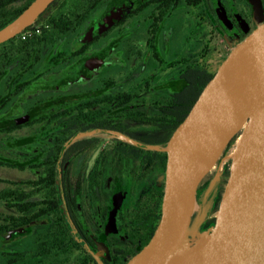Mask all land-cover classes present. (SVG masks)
Returning <instances> with one entry per match:
<instances>
[{
	"label": "flooded vegetation",
	"instance_id": "flooded-vegetation-1",
	"mask_svg": "<svg viewBox=\"0 0 264 264\" xmlns=\"http://www.w3.org/2000/svg\"><path fill=\"white\" fill-rule=\"evenodd\" d=\"M262 21L264 0H55L0 43V264L138 253L163 209L164 148Z\"/></svg>",
	"mask_w": 264,
	"mask_h": 264
},
{
	"label": "water",
	"instance_id": "water-1",
	"mask_svg": "<svg viewBox=\"0 0 264 264\" xmlns=\"http://www.w3.org/2000/svg\"><path fill=\"white\" fill-rule=\"evenodd\" d=\"M54 1L33 0L0 28V43ZM242 128L232 191L216 226L202 230L224 165L208 181L201 203L198 183ZM164 150L161 217L148 243L126 264H264V21L231 49ZM192 197L195 210L189 212Z\"/></svg>",
	"mask_w": 264,
	"mask_h": 264
},
{
	"label": "rangeland",
	"instance_id": "rangeland-1",
	"mask_svg": "<svg viewBox=\"0 0 264 264\" xmlns=\"http://www.w3.org/2000/svg\"><path fill=\"white\" fill-rule=\"evenodd\" d=\"M240 40L237 41V43H239ZM236 45V44H235ZM234 45V46H235ZM233 46V47H234ZM243 128L238 132V134L236 135L235 138H233L230 143H228V145L223 149L222 153L219 155V157L215 160V162L209 167V169L206 171V174L203 176V178H201V180L198 183L197 186V191H196V198L198 199V203H201L200 201V196L202 195V192L205 188V186L207 185L208 181L207 180L209 177H212V173L214 172V168L216 167V162L217 161H221V157L225 154V152L229 149V147L233 144V142L235 141V139L237 138V136L242 132ZM228 168V172H227V176L223 178L222 183L220 185V187L218 188L219 190V202H218V206H217V210L212 213L214 214L213 216L216 217H220V210L222 208V206L224 205L225 201L227 200V198L229 197L232 188H233V183H234V176L236 173V159H231L229 160L225 165H224V170ZM10 175V177L12 178H22L26 176V172H19L16 170H10L6 173V175ZM158 181H159V185L162 184L163 181V177L161 175L158 176ZM204 187H202V184H204ZM201 188L200 192L199 189ZM210 215V214H209Z\"/></svg>",
	"mask_w": 264,
	"mask_h": 264
},
{
	"label": "trees",
	"instance_id": "trees-1",
	"mask_svg": "<svg viewBox=\"0 0 264 264\" xmlns=\"http://www.w3.org/2000/svg\"><path fill=\"white\" fill-rule=\"evenodd\" d=\"M15 1L16 0H14V4L11 7L8 6L0 7V14H2V17H0V27L10 22L16 16H18L32 0H18V1H22L20 5H17ZM201 188H203V186ZM201 188L199 189V192ZM163 200H164V194L162 196V204H163ZM216 222H217V218L210 220L206 225L215 224Z\"/></svg>",
	"mask_w": 264,
	"mask_h": 264
},
{
	"label": "bare ground",
	"instance_id": "bare-ground-1",
	"mask_svg": "<svg viewBox=\"0 0 264 264\" xmlns=\"http://www.w3.org/2000/svg\"><path fill=\"white\" fill-rule=\"evenodd\" d=\"M240 140H241V134H239L237 136V138L235 139L233 144L229 147V149L221 157L220 168L223 165H225L229 160L236 159ZM224 208H225V203H224V205L222 206V208H221V210L219 212L220 216L222 215V213L224 211ZM194 210H195V204H194V200H193V197H192L191 200L189 201V204H188V211L189 212H193Z\"/></svg>",
	"mask_w": 264,
	"mask_h": 264
}]
</instances>
